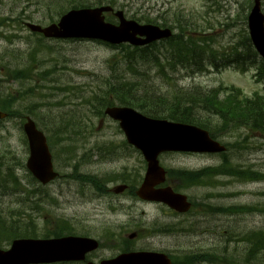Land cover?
<instances>
[{
  "label": "rangeland",
  "instance_id": "374dc122",
  "mask_svg": "<svg viewBox=\"0 0 264 264\" xmlns=\"http://www.w3.org/2000/svg\"><path fill=\"white\" fill-rule=\"evenodd\" d=\"M51 0H0V97L7 95L17 101L15 115L0 122V169L8 166L22 185H28L25 167L28 147L22 131L25 117L35 121L46 135L53 159V167L60 178L45 187L53 198L50 206L45 205L34 213L36 226L42 233L51 223L59 226L68 224L65 232L94 238L101 242L95 256H106L107 248L115 246L113 239H105L106 232L126 237L133 232H152L157 227L174 224L180 218L173 216L162 203L143 201L132 194L100 195L91 185L80 183L69 175L75 169L80 174L93 175L101 180L107 189L122 184V178L137 188L145 173L146 164L141 154L124 143V136L118 124L109 118L92 116L89 97L98 91L102 80L110 77L108 62L113 50L101 43L85 40H45L32 35L23 27V22L46 26L57 18V6H49ZM86 4L97 2L115 3L127 19L148 17L161 25L166 20L176 26L179 19L182 26H188V35L195 36L205 31L213 39L212 47L226 50L236 43L243 31L247 33V15L252 0H87ZM56 9V10H55ZM59 10V8H58ZM264 13V0L262 1ZM58 19V18H57ZM112 20L111 18H109ZM115 23L116 20L114 19ZM153 24V23H152ZM154 24V25H155ZM174 34L178 29H173ZM195 32V33H193ZM248 35V33H247ZM161 60V59H160ZM162 62V60H161ZM122 67L121 64H118ZM25 70L31 79L17 82L6 77L7 71ZM141 75H138L140 74ZM254 68L241 73L233 67L210 69L202 74L191 75L179 68L176 73L166 70V76L154 66H140L135 72L137 80L156 94H173L176 89L238 88L247 97L259 93L264 97L262 85L253 79ZM145 75V77H142ZM131 76V75H127ZM79 133L70 132L72 124H78ZM69 121V123H68ZM75 125V126H76ZM68 129L67 132H64ZM216 139L227 145L226 157L237 169H247L264 175V137L245 128L222 133ZM61 137L57 141L55 133ZM54 133V134H53ZM53 134L52 138L51 135ZM74 140L65 141L64 137ZM75 147L66 150V146ZM216 155L163 154L159 163L164 170L199 171L220 164ZM5 174V171L1 172ZM177 192L187 196L196 209L189 217L181 220L177 230L143 237L134 245L155 250H164L173 256L181 252L218 253L220 264H264V249L255 260L248 249L250 243L245 236L262 232L264 234V179L247 182L230 177L210 179L205 185L180 187L177 181L168 184ZM36 186V185H35ZM177 186V187H176ZM15 196L0 188V208H13ZM206 199H218L220 206L247 204L249 215L236 218L213 215L206 216ZM262 208V211L260 209ZM205 215V216H204ZM10 218L9 216L6 219ZM228 218V220H226ZM191 219L201 222V227L220 224L216 236L189 233L184 230ZM50 221L49 226L45 224ZM55 225V224H54ZM236 230L235 236L226 234L224 227ZM146 230V231H145ZM248 230L245 234L244 231ZM160 233V232H159ZM117 237V238H118ZM10 243H3L0 249L7 250ZM221 261V260H220ZM230 261V262H229Z\"/></svg>",
  "mask_w": 264,
  "mask_h": 264
},
{
  "label": "trees",
  "instance_id": "16d2710c",
  "mask_svg": "<svg viewBox=\"0 0 264 264\" xmlns=\"http://www.w3.org/2000/svg\"><path fill=\"white\" fill-rule=\"evenodd\" d=\"M87 2V0H51L48 5L57 6L59 10L57 8L56 16H59L68 9L90 6L86 4ZM109 4L114 5L115 3L109 2ZM137 20L155 24L154 20L148 17H140ZM53 21L54 19L51 20ZM179 21L178 19L176 26L169 25L166 20H163L160 25L179 30L167 41L141 48H132L129 45L109 46L117 51L108 62L110 74L115 70L110 77L102 80L98 91L89 97L87 103L93 109L92 116L103 117L105 107L119 105L133 108L150 118L196 126L208 131L213 139L220 134L219 129L222 133H226L246 128L251 132L255 131L264 135V97L259 93H255L253 97H247L238 88L226 89L220 86L209 91H202L198 87L190 90L182 88L176 89L179 91L173 94L161 95L154 93L153 88L137 80L135 72L140 66H154L165 76L166 70L176 73L179 68L187 70L191 75L202 74L210 69L218 70L221 67H233L241 73L254 68L253 79L264 89V62L253 49L246 31H243L239 40L228 46L226 50L216 49L212 47L213 39L205 31H198L194 34L195 36H190L187 24L184 27ZM5 76L17 82L31 79L25 70L7 71ZM16 101L10 95L0 97V110L12 117L16 112L13 108ZM79 122L84 121L81 118L77 125L72 124L71 133H79ZM67 131L68 129H65L64 132ZM55 135L59 141L61 137L57 132ZM62 139L74 142L70 137ZM65 149L72 151L75 147L67 145ZM221 158L218 166L196 172L168 170L167 179L171 184L174 180L177 181L182 188L183 186L206 184L209 179L218 175L249 182L264 179L263 174L237 169L226 154H222ZM2 171H5V174H2ZM69 177L82 182H90L99 192H104L103 183L95 176L79 174L75 169V173ZM123 180L126 179L123 178ZM28 185L33 190L29 191L24 187L13 171L8 166L2 165L0 188L15 196L13 202L15 207L0 208V246L17 238L59 237L70 232V230L65 232V229L69 227L68 224L59 226L57 223L55 225L51 223V228L48 227L42 233L38 231L36 217L33 214L41 212L45 205H50L49 202H52L53 198H50L45 188L37 185L30 175H28ZM7 216L10 218L6 219ZM45 224L49 226L50 221L46 220ZM243 241L250 243L248 251L254 261L264 249V234L262 232L253 233L245 236ZM249 262L246 258L243 263L249 264ZM177 264L182 263L178 261Z\"/></svg>",
  "mask_w": 264,
  "mask_h": 264
},
{
  "label": "water",
  "instance_id": "95a60500",
  "mask_svg": "<svg viewBox=\"0 0 264 264\" xmlns=\"http://www.w3.org/2000/svg\"><path fill=\"white\" fill-rule=\"evenodd\" d=\"M111 12L113 8L110 6L69 10L56 24L42 28L26 23V27L47 39L99 40L111 45L128 44L134 47L167 40L172 36L168 28L161 29L158 26L127 20L121 11L114 13L119 21L117 26L106 23L103 13ZM247 29L254 50L264 60V14L261 11V0H253L247 17ZM104 114L118 122L127 143L139 150L146 162L144 179L136 195L144 201L164 203L178 213L187 212L190 204L186 196L174 193L170 188L154 189L165 181V171L159 165L158 156L169 152L220 154L224 153L226 148L212 140L207 131L192 125L148 118L127 107H108ZM5 118L6 114L0 111V120ZM23 132L29 148L26 169L37 182L45 186L58 176L53 170L46 138L28 118L23 124ZM125 188L126 186H117L113 192L120 194ZM134 237L135 234L129 235V239ZM97 248L98 243L92 239L72 236L57 239H17L11 243L8 250H0V264H52L78 261L86 253ZM100 264H171V262L164 254L142 252L120 255Z\"/></svg>",
  "mask_w": 264,
  "mask_h": 264
},
{
  "label": "flooded vegetation",
  "instance_id": "af4514ba",
  "mask_svg": "<svg viewBox=\"0 0 264 264\" xmlns=\"http://www.w3.org/2000/svg\"><path fill=\"white\" fill-rule=\"evenodd\" d=\"M217 178H219L217 176ZM122 184H125L127 186L126 190L122 193V194H127L128 196L131 195V184L129 183H125L123 182ZM208 186V185H207ZM106 193L105 194H100V195H107V194H113V191L111 189H107L106 188ZM218 199H206L204 200V202H207L206 205H204L206 208V216L207 215H213L217 218H219L218 216H223L226 217L228 216L229 218H236V215H249L253 210H251V206L247 205V204H233V205H229V206H220L217 204H213L214 202H218ZM191 203V207L188 210L187 213L184 214H178L175 211L168 209L171 211V214L173 216H176L179 219V221L177 223L174 224H169L163 227H157L154 230H152V232L146 231V232H133L135 233V237L133 239H129L126 237H118L117 233H113V232H106L104 238L105 239H113L115 241V246L109 247L107 248V252H106V256H102V257H97L95 256V253L102 248V244L101 242H99L98 240V248L96 249V251H92L89 253H86L84 255V257L81 260L75 261V262H66V263H57V264H88L90 262L94 263V264H100V262L102 261H111L113 259H115L116 257L120 256V255H124V254H130V253H142V252H148V253H156V254H167V257L170 259L172 264L178 263L179 262H183L184 264H220L222 263V261H218V259L220 258V260H222V257L220 254H208L205 252H181L179 254H177L176 256H173L171 253H168L164 250H155V249H149L146 247H141V245H134V243L139 242L143 237L148 238L149 236H151L153 233L154 234H161V233H166L168 231H172V230H177L179 228V226L181 225V220L189 217L191 214H193V212L195 211V207L196 205L190 200ZM205 216V215H204ZM228 220V218L226 219ZM204 222H206V219H201V222H197L194 219H191L189 222H186V226L185 228H183L184 230H187L189 233H194V234H200V235H208L211 234L213 237L217 235V233H219L220 231V224L219 223H212L211 227H201V224ZM248 230H245L243 234H245ZM160 232V233H159ZM224 232L229 235L235 236L236 234V230L231 229L229 227V225L224 227ZM81 236V235H78ZM83 237H88V236H83ZM118 237V238H117ZM217 259V260H215Z\"/></svg>",
  "mask_w": 264,
  "mask_h": 264
},
{
  "label": "bare ground",
  "instance_id": "6f19581e",
  "mask_svg": "<svg viewBox=\"0 0 264 264\" xmlns=\"http://www.w3.org/2000/svg\"><path fill=\"white\" fill-rule=\"evenodd\" d=\"M262 1H263V0H261V4H262ZM249 13H250V10L248 11V15H249ZM248 15H247V16H248Z\"/></svg>",
  "mask_w": 264,
  "mask_h": 264
}]
</instances>
